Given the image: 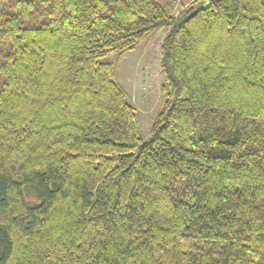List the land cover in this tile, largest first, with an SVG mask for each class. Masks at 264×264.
<instances>
[{
	"label": "trees",
	"instance_id": "obj_1",
	"mask_svg": "<svg viewBox=\"0 0 264 264\" xmlns=\"http://www.w3.org/2000/svg\"><path fill=\"white\" fill-rule=\"evenodd\" d=\"M0 0V264H264V0ZM165 29L151 138L106 59Z\"/></svg>",
	"mask_w": 264,
	"mask_h": 264
},
{
	"label": "rangeland",
	"instance_id": "obj_2",
	"mask_svg": "<svg viewBox=\"0 0 264 264\" xmlns=\"http://www.w3.org/2000/svg\"><path fill=\"white\" fill-rule=\"evenodd\" d=\"M168 4L167 0H158ZM195 0H177L173 11L177 15L182 7ZM163 29L144 41L136 50L123 56L112 54L106 60L116 68V79L127 91L129 101L138 109L140 136L143 141L151 138L152 126L164 108L166 95L161 88L165 77L161 72L162 45L166 35Z\"/></svg>",
	"mask_w": 264,
	"mask_h": 264
}]
</instances>
